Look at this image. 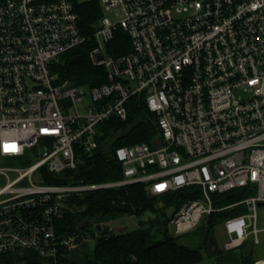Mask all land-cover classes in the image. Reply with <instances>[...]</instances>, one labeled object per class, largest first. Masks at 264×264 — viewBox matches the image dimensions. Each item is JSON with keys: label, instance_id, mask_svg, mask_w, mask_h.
Wrapping results in <instances>:
<instances>
[{"label": "built area", "instance_id": "1", "mask_svg": "<svg viewBox=\"0 0 264 264\" xmlns=\"http://www.w3.org/2000/svg\"><path fill=\"white\" fill-rule=\"evenodd\" d=\"M87 1L0 0V156L30 161L0 166V252L35 248L46 257L61 245L73 249L77 236L55 232L64 199L128 183L144 184L152 196L193 188L172 216L176 234L240 206L222 220L221 249L262 243L264 0H96L104 14L89 33L78 8ZM88 41L106 80L88 86L92 100L82 113L84 86L62 79L54 64ZM136 95L155 113L157 134L114 147L122 179L43 181L45 171L77 167L79 147L93 152L98 125L112 115L126 120ZM242 188V199L214 202ZM256 257L264 264V254Z\"/></svg>", "mask_w": 264, "mask_h": 264}, {"label": "trees", "instance_id": "2", "mask_svg": "<svg viewBox=\"0 0 264 264\" xmlns=\"http://www.w3.org/2000/svg\"><path fill=\"white\" fill-rule=\"evenodd\" d=\"M78 8L81 25L89 33L96 19L104 14L102 7L93 0L80 3ZM91 46L92 41H88L61 56L54 66L62 79H69L75 86H94L106 80L104 69L91 63ZM126 106V120L112 115L98 125L99 144L93 152H84L79 147L77 167L57 175L45 171L43 181L72 185L122 179V164L114 154V147L141 141L152 142L157 134L156 115L150 112L143 95L132 96ZM15 157L30 162L26 156ZM192 189L190 186L152 196L144 184L128 183L114 188L72 193L64 199L62 213L54 221L55 232L58 236H77L79 244L93 237L95 244L86 256L87 264H203L206 256L215 264H254L258 245L250 240L231 251L218 246L212 252L209 245L216 224L240 213L243 207H229L209 215L200 226V229L206 227L207 231L199 246L182 242L180 237L184 234L168 231L173 214L192 196ZM246 195V188L234 189L216 194L214 202L229 205ZM159 199L162 205L156 204ZM148 211L152 215L147 220H141L135 229L115 231L109 224L124 216H141ZM99 224L102 225L101 229H98ZM58 251L56 256L44 257L35 248L17 247L0 252V264H78L72 258L73 249L61 245Z\"/></svg>", "mask_w": 264, "mask_h": 264}, {"label": "rangeland", "instance_id": "3", "mask_svg": "<svg viewBox=\"0 0 264 264\" xmlns=\"http://www.w3.org/2000/svg\"><path fill=\"white\" fill-rule=\"evenodd\" d=\"M108 14L111 15L112 13L107 12ZM84 86V92L86 93L84 99L82 102H78V108L80 111L83 113L84 111L87 110V107H85L86 104H89L91 102V93L89 91V87L86 85ZM30 162H26L24 159H20L18 157H2L0 160V166H26ZM6 180V177L0 178V184L4 183ZM158 205H162V201L159 199L157 201ZM259 214V226L264 227V206L260 207L258 210ZM152 215V213L145 212L141 216H136L134 214L130 216H124L123 218L116 219L115 221L109 222L110 226L112 227L113 230L117 231H126L130 229H135L139 226V223L141 220H147V218ZM202 225V224H201ZM200 225V226H201ZM175 223L170 222L168 224V231L171 232L172 234L175 233ZM200 226L196 227L194 230H191L190 232H187V234L182 235L181 241L184 243H190L191 245L194 246H199V244L202 242V239L204 238V235L206 234V227H202L200 229ZM214 234L212 233L211 236L213 235L211 241H210V246L213 247V242L212 241L214 238L219 244L220 248L224 247V242L226 241L227 237L225 234V231L223 230V223L222 221L217 223L216 226L214 227ZM264 233H261L262 237V243H260L258 246H256V252L257 254H264ZM95 244V239L93 237H88L83 243L78 244L76 247L73 248L74 252L72 255V258L77 261L78 264H87L86 262V256L93 250ZM203 264H213L212 259H210L208 256H206L205 261Z\"/></svg>", "mask_w": 264, "mask_h": 264}, {"label": "water", "instance_id": "4", "mask_svg": "<svg viewBox=\"0 0 264 264\" xmlns=\"http://www.w3.org/2000/svg\"><path fill=\"white\" fill-rule=\"evenodd\" d=\"M264 203L262 202V203H260V205H263ZM102 228V225H98V229H101ZM213 247H212V252H215V250H216V247H217V245L218 244H216L215 242H213Z\"/></svg>", "mask_w": 264, "mask_h": 264}, {"label": "crops", "instance_id": "5", "mask_svg": "<svg viewBox=\"0 0 264 264\" xmlns=\"http://www.w3.org/2000/svg\"><path fill=\"white\" fill-rule=\"evenodd\" d=\"M214 242H215V240H214ZM215 243L217 244V242H215ZM218 246H219V244L217 245V247H218ZM219 247H220V246H219ZM212 262H213V264H215L213 260H212Z\"/></svg>", "mask_w": 264, "mask_h": 264}]
</instances>
